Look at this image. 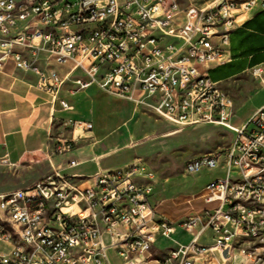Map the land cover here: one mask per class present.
<instances>
[{
  "label": "built area",
  "instance_id": "1",
  "mask_svg": "<svg viewBox=\"0 0 264 264\" xmlns=\"http://www.w3.org/2000/svg\"><path fill=\"white\" fill-rule=\"evenodd\" d=\"M257 9L264 0H0V72L13 64L34 74L62 109L73 108L62 98L66 85L70 93L97 87L173 126L235 134L225 151L185 164L188 175L224 173L187 200L190 211L178 225L189 243L153 255L176 225L154 205L158 176L145 164L90 176L54 169L0 193V264H197L210 253L230 260L238 248L252 264H264V104L236 127L234 98L208 74L226 63L231 34ZM249 74L264 88V63ZM65 127L73 135L91 129L78 120ZM75 145L74 136L59 139L55 154ZM208 234L209 246L202 243Z\"/></svg>",
  "mask_w": 264,
  "mask_h": 264
},
{
  "label": "crops",
  "instance_id": "2",
  "mask_svg": "<svg viewBox=\"0 0 264 264\" xmlns=\"http://www.w3.org/2000/svg\"><path fill=\"white\" fill-rule=\"evenodd\" d=\"M226 60L224 65L211 66L208 69L213 81L223 84L233 80L239 81L252 67L264 63V9H257L240 19L238 27L231 34ZM56 68L61 73L68 70L67 66ZM37 81L38 78L34 74L18 71L13 64H8L6 69L0 72V163L3 161L13 168L28 162H42L49 165V173L58 169L65 174L76 176H90L117 168L105 163L104 159L108 154L101 152L115 130L106 133L99 125L107 114L106 98L123 99L109 95L97 87L70 93L71 85H66L62 98L68 100L73 108L64 110L59 103H53L51 97L38 88ZM238 103L235 102V116ZM263 104L264 101L255 106L250 116ZM139 109L134 105L133 116L137 115ZM249 117L239 127H242ZM131 119L119 126L116 133L127 126ZM67 120L83 121L89 124L91 129L76 131L73 135V131L65 127ZM73 136L76 141L74 150L64 155L55 154L58 140L70 139ZM72 160L78 162L77 167L68 166ZM91 166L97 168L94 173L88 172ZM26 187L28 186L23 188ZM5 192L8 191H0ZM160 213L176 225V233L168 246L160 247L159 242L163 238L158 239L153 249L155 257H161L169 249L187 244L192 239V236L178 225L187 213L179 221L169 218L163 209ZM202 243L212 245L211 234L203 238ZM233 255L235 257L223 261L217 254L210 253L200 258L197 264H243V258L250 259L241 254L240 248L236 249Z\"/></svg>",
  "mask_w": 264,
  "mask_h": 264
},
{
  "label": "rangeland",
  "instance_id": "3",
  "mask_svg": "<svg viewBox=\"0 0 264 264\" xmlns=\"http://www.w3.org/2000/svg\"><path fill=\"white\" fill-rule=\"evenodd\" d=\"M220 84L224 85L223 88L236 104L239 102L233 120L237 127L250 116L255 106L264 101V88L249 73L239 81ZM105 104L107 114L99 127L106 133L115 130L105 148L101 149V152L108 154L105 163L116 167L143 163L152 169L158 176L153 203L158 211L163 209L169 218L181 220L190 211L187 200L197 198L210 181L224 176L222 169L188 175L185 174V164L205 154L225 151L235 138L232 131L213 125L176 127L158 118L147 108H140L137 115L133 116L132 102L112 97H107ZM130 119L131 122L116 133L119 126ZM96 170V166H91L88 172L94 173ZM49 172V165L42 162H28L11 168L1 161L0 191L30 186L49 175ZM194 203L197 208L202 206L201 200ZM170 242V239H163L159 245L168 246ZM243 247H248V251L253 250L250 244ZM1 248L5 250L6 247ZM243 261V264H252L251 259L243 258Z\"/></svg>",
  "mask_w": 264,
  "mask_h": 264
},
{
  "label": "water",
  "instance_id": "4",
  "mask_svg": "<svg viewBox=\"0 0 264 264\" xmlns=\"http://www.w3.org/2000/svg\"><path fill=\"white\" fill-rule=\"evenodd\" d=\"M225 256H227V252H225Z\"/></svg>",
  "mask_w": 264,
  "mask_h": 264
}]
</instances>
